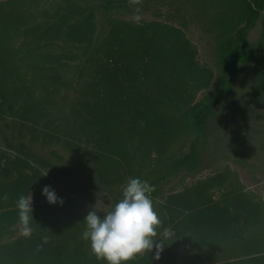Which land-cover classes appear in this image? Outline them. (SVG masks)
I'll return each instance as SVG.
<instances>
[{
    "label": "trees",
    "instance_id": "obj_1",
    "mask_svg": "<svg viewBox=\"0 0 264 264\" xmlns=\"http://www.w3.org/2000/svg\"><path fill=\"white\" fill-rule=\"evenodd\" d=\"M21 1L0 0V10L16 11ZM84 4L69 3L52 22L24 28L17 49L5 25L20 22L13 16L0 27V112L32 123L27 144L7 141L13 156L0 155V236L19 223V196L33 198L32 236L0 245V264H106L90 258L81 202L67 199L59 184L78 180L101 191L142 179L136 152L146 154L156 140L185 138L188 150L151 186L197 169L209 122L250 60L247 35L264 14V0H239L238 27L214 75L172 25L109 22L98 34L95 14L124 10L129 0ZM75 74L77 96L68 101ZM37 144L57 147L50 155L60 163L34 152ZM234 177L227 169L166 199L163 223L181 227L188 241L181 264H264V201H254ZM45 186L63 206L47 202ZM127 264L158 263L145 252Z\"/></svg>",
    "mask_w": 264,
    "mask_h": 264
},
{
    "label": "rangeland",
    "instance_id": "obj_2",
    "mask_svg": "<svg viewBox=\"0 0 264 264\" xmlns=\"http://www.w3.org/2000/svg\"><path fill=\"white\" fill-rule=\"evenodd\" d=\"M85 1L24 0L16 6L19 7L16 11L8 7L0 10V27L2 21L6 24L13 16H15L13 21L20 22L17 27L5 25L6 36L15 34L13 47L17 49L23 40L21 32L24 28L52 22L55 19L54 15L63 12L67 4L79 5ZM238 7L239 0H143L139 14L141 18L138 22L133 18L135 6L132 5L124 10L115 9L107 13L100 11L95 17L98 34L106 30L109 22L135 24L154 22L179 28L194 46L199 64L212 70L216 75L222 62V49L238 27L236 18ZM246 45L250 60L237 72L230 93L224 97L209 122L206 146L201 153L199 166L193 172L181 171L164 184L154 187L151 199L161 221L166 215L165 205L169 196L204 182L227 169L254 201H264V14L248 33ZM70 72L71 75L72 71ZM75 81L76 74L72 80V89L66 92L68 101L77 96ZM211 91L212 89H208L200 93L195 102L209 95ZM31 126L32 123L10 115L8 111L3 114L0 112V155L3 153L12 155L7 141L15 146H19L20 143L27 144L30 138L28 129ZM148 146L144 150L146 154L141 151L136 152V156L142 168L141 180L150 184L171 165L172 161L188 150V140L179 138L173 143L166 140L149 141ZM32 150L52 159L54 164L60 163L50 155L52 150L59 152L57 147L41 148L37 144L32 146ZM62 156L66 158V154ZM126 185L127 182L111 190L100 191L88 182L73 180L64 181L59 187L67 199L77 198L81 202L80 211L85 219L93 207L103 218V215L111 211L123 198L122 193ZM219 194L218 191L213 193L214 201L220 200ZM166 228L171 229L173 234L168 239L158 235L156 243L162 241L164 245L163 251L159 253L160 258L156 259L157 263L181 264V257L188 250V241L182 235L183 229L174 227V224L167 225L162 221V227L158 232L162 234ZM22 237L19 223L11 224L6 233L0 236V245L10 244ZM85 246L89 247L90 258L94 259L90 242L85 241ZM152 252L156 257L155 247Z\"/></svg>",
    "mask_w": 264,
    "mask_h": 264
},
{
    "label": "clouds",
    "instance_id": "obj_3",
    "mask_svg": "<svg viewBox=\"0 0 264 264\" xmlns=\"http://www.w3.org/2000/svg\"><path fill=\"white\" fill-rule=\"evenodd\" d=\"M130 5L135 6L134 20H140V12L143 0H129ZM48 173V172H47ZM46 173V175H47ZM45 175V176H46ZM155 188L147 181L139 178H130L123 189V198L115 204L111 211L103 215V218L93 207L84 219L85 229L82 239L90 242L91 252L99 261L106 264H127L136 258L138 254L152 252L155 247L159 259V253L163 251V242L156 243L158 235L164 239L172 236L171 229H164L162 221L154 210L151 194ZM42 195L51 205L63 206L64 200L59 198L56 192L45 186ZM7 200V195L4 196ZM32 194L20 195L16 201L20 235L31 238L33 219Z\"/></svg>",
    "mask_w": 264,
    "mask_h": 264
}]
</instances>
